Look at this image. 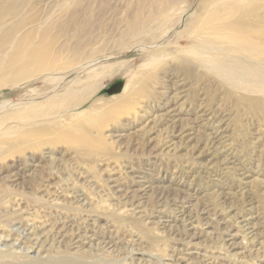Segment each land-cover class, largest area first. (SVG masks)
<instances>
[{"label":"bare ground","instance_id":"bare-ground-1","mask_svg":"<svg viewBox=\"0 0 264 264\" xmlns=\"http://www.w3.org/2000/svg\"><path fill=\"white\" fill-rule=\"evenodd\" d=\"M26 1L27 0H0V37L1 34L9 38L15 37L14 34L19 25L13 20L15 17L19 18L23 15ZM242 1L248 4V6L246 4L247 7L251 6V8L249 7L251 10L256 7L255 0H249L248 2H245V0H221V2L219 1L221 4L213 0V2H215L214 4L219 5H216L217 7L215 10L199 20V28L196 31L199 34L196 35L195 33L197 39L195 37H190L188 40V42L194 43L190 47L194 48L193 51H190L193 55L177 54L175 50L171 49V47L169 48V43L172 41H163L171 28H167L160 33H155L159 26L162 23L164 24V21H167L168 17L171 16V13L176 9L177 1L175 0H160V4L157 6H154V4L150 2L147 12L144 13L142 5L136 3L138 5L135 12L131 17L122 20L121 25L123 23L124 27L122 26V30L119 28V33L117 32V36L115 35L117 45L122 44L119 49L115 48L109 52L102 51L100 52L101 54L95 51L86 54L80 48L82 44L77 43L75 47H73V52L71 53H65L66 51H63L64 49L51 53V51L45 50L42 47L37 46V48H35L33 43H31L29 46L31 48L30 52L27 50L22 52L21 55H14V58L16 60L18 59L19 64H23V66L18 64L20 69H18V71L15 70L16 73L13 82L23 81L24 79L34 77L38 74L48 77V75L60 73V77H51L52 80L57 79L58 81L50 90L56 89L60 81L67 77V71L73 70L74 68L77 71L87 69L92 66L98 58H109L116 54L120 55L127 53L133 49H140L143 56H146L149 60V64L147 63L139 69L134 70L132 77L127 80L121 95L106 98L105 100L101 99L100 106H98L99 111L91 112L92 110H85L76 117L70 119L68 123L63 122L64 120L61 119L63 115H61V117L58 118L56 127H44L42 130L37 131L29 129L27 132L19 133L14 141L2 145L6 146V152L9 151L10 153L14 151L13 153H15L16 151L19 157L10 165L8 173L2 175L0 171V205H3V207H5L4 210L7 211V213L4 214L6 215L5 222L7 221V224L2 222V220V223H0L6 224L5 226L0 225V264H102V262H107V260L113 258V262L109 264H119V262L121 264H135L132 260V256L135 253L139 255V262L136 264H141L142 260L150 263L153 259H155L157 264H164V259H168L170 264L209 263H205L204 260H206V258L204 256H192L193 252L187 250L185 253L177 252V254H169L167 258H160L158 254L143 251L140 247L135 246L134 243L130 244L123 239H120V241L122 240L123 242L119 246L118 240H115L112 235V231H102L101 229L99 230V228L94 229L93 226H90L92 224L89 223V225L87 219L81 216H61L58 210L63 208L62 206L81 212L91 211L93 208L92 201L81 189V185L89 180L79 179L78 181H70V177L66 176L59 178V180L55 182H50L49 180L51 178L49 180L44 179V176H41L40 173L44 169L51 175H55V171L57 170L61 171V164H57L59 159L55 156V151L51 148H45L46 150L43 151V155L45 156L44 161H41L31 154L27 157L26 149L31 148L35 150L42 145L52 147L56 143L58 144L61 141H65V143H69L70 148L73 147L76 151L95 150L97 152V150H100L99 152L103 153L109 151L108 148H110V143L116 142L118 148L123 150L121 152L122 154L128 152L132 148H134L133 152H136L138 143L137 141L133 142L134 138L132 139V137H134L135 132L130 131L128 127L130 126L129 123H123L120 129H117L113 125L109 130L103 133L105 127L111 124L109 122L116 121L117 118L123 115V110L119 108L124 106L129 109L133 108L137 110V114L139 113L140 120L142 121L140 129L153 130L156 127V131H158L160 135H164L163 138L165 141L161 143L158 148H155L154 144L151 145L152 139L146 141V148L150 150L149 153L147 152L149 156L156 157L164 154L175 155L184 139H186L187 142L196 139L194 142L195 146L192 145L191 147V149H193L192 154L197 152L196 156H198L208 153L209 156L214 155V159L218 157L215 155L218 151L219 157H222V159H220L221 164L229 161L231 157H228L220 148L223 141L221 132L223 131L222 124L224 120H218L220 124L217 128H212L211 131L207 132L208 130L206 131L204 126V120H207V118L204 116H207L208 113H206V110L203 109L201 105L196 109L193 118H181V116H179L180 110L176 105L166 108L169 102L177 101V99L183 97L184 87L179 83L183 78L176 80L172 83L173 85L163 84L157 87L155 91L149 90L148 88L151 86L154 88L153 84L159 83L156 76L157 72L165 70L164 76H166L163 78L164 80L168 79V74H174V72H171V70H173L171 67L174 66L173 64L175 62L178 72H180L185 79H198L199 81L207 77L206 73H201L198 70V66L203 65L204 68L208 70L212 69L217 74H220V77L224 80L236 79L231 81L234 84L250 81L252 87H256L264 83V71L260 74V70H264V60H258V56L260 55V59H262L261 56L264 54L261 53V42L258 43L260 40H256L254 36L256 31L254 29L245 30L247 34H243L241 31V27L244 24L241 17L244 16V9H246H243ZM66 2L67 0H60V7L64 6ZM6 4L9 6L5 7ZM213 7L215 8V5H213ZM86 10H88V8ZM31 11H33V9ZM254 11L255 10H253V12ZM248 12L251 13L252 11L249 10ZM51 16V14H47L43 20L34 22V24L41 27L43 24H47ZM83 16H85V14ZM235 16H237V18L234 20L230 21L227 19L228 17ZM85 17H87V15ZM217 21L219 22L213 26L214 22ZM213 27H215V29ZM251 27L248 26L247 28L250 29ZM162 29H164V27ZM210 31L217 32L215 35L216 39L212 40L213 42L222 40V43L228 44V46H234L231 50L234 49L235 52L239 53V56H229L225 53H218L219 51H216L217 46L209 39L212 38V36L209 37L208 35ZM90 41L91 39L87 37L85 41H83V44L88 45ZM225 50L228 51L226 48ZM244 55L245 57L249 56L254 59H250L249 61L245 60L242 57ZM25 58L29 60L25 62ZM173 61L175 62L173 63ZM12 64L13 63H11V66H6L5 70H11L10 67L14 66H12ZM28 64L36 65V69L34 71L28 70ZM129 65V62L112 63L103 66L98 72L94 69H92V71L90 70L92 76L89 75L90 72H88L86 77L90 79L91 84L86 83L82 88L88 89L87 94L81 96L80 92H78L77 95H74L76 91H79V89H77L72 92L68 102L65 101L68 97H64V100L60 102H54V106L56 105L58 110L53 112L64 114L66 112L68 113L71 109L81 107L91 95L95 94L106 78L111 77L114 73L122 69H128ZM167 66H169V68ZM251 91L254 90H250V92ZM243 97L246 100L249 98L247 95ZM255 98H250L251 106L258 108L261 106L260 103L263 100L260 102L258 100L259 98ZM51 99L55 100V97ZM241 99L244 100L242 97ZM241 99L237 100L238 105L242 102ZM117 109H119V112ZM160 109L163 111H160ZM262 109L264 110V108ZM154 111H160V113L154 114ZM150 114H153V117H151L152 115ZM37 115L36 113V117ZM160 121H163L165 126L158 129L157 123ZM187 127L195 129L194 136L193 131H189L190 129H187ZM126 130L129 133H124ZM170 136L179 137L180 142L175 141ZM105 137L108 138V140H106ZM1 142L3 143V141ZM3 151L0 143V157ZM81 153L83 154L84 152ZM10 155L14 154L10 153ZM84 155H86V153H84ZM219 157L217 159H219ZM214 160L212 162H216ZM130 168L128 176L132 179V182L119 183L115 178L109 177L106 179L109 183H113L109 188H111V195H115L117 198V202L115 203L111 202L110 195L106 193L100 195V192L103 191L96 190L92 184L89 185V188L96 194L98 199L97 203L104 202L113 212H125L128 210L132 216L142 218L145 215V209L148 205L144 204L145 201L143 199L146 193L151 191V198L152 201H154L155 205H153L156 212L161 214L164 213V209L169 210L172 214L177 215L178 220L182 224L180 228L176 227V225L172 223L175 221L172 215L167 216L169 217L168 219L164 218V215H158L156 220L146 222L152 224L156 229H162L160 232L162 235H166L167 233L176 235L179 234L181 230L183 232H181L179 236L189 243L201 237V234L196 229L198 226L205 225L206 228L215 229L211 221L216 220L217 227L221 234L230 236V238L225 239L222 243V248L225 249L227 253L232 252L231 256H233V260L242 261V256H237V254L240 253V251L237 250L245 249L246 246L243 244L255 243L256 245L259 244L260 247L262 246L263 242L259 241L261 233L256 231L257 224L253 223L256 217L250 215L247 217V215L243 214V209L245 207L248 206L246 210L252 209L251 207L253 206H250V200L247 201L243 199V205L239 207V210L232 213L229 218L224 219L220 217V214L226 213L227 209V213H229V210L233 208L231 204H227L228 197L226 195L215 191L214 196L217 199L216 206L219 208L216 209L211 203L204 202L196 206V208H198L195 210L196 214L193 216L191 214L192 210L188 213L184 210L183 206L187 204L186 207H190V203L194 199L190 193H186L179 189L171 191L169 187H164L162 183H160L163 181L164 177L160 179L157 178L158 184L151 185V179H149L147 175L135 172L136 170L133 171L132 167ZM234 168L235 167L232 169ZM126 169H128V167H126ZM238 171L240 172V170ZM240 174L248 176L243 169H241ZM90 186H92V188ZM1 191H4L5 194L2 195ZM22 195L32 196L34 201L24 205V201H18L17 203L15 197H12ZM244 196L245 198H249L250 194L247 192ZM49 208L50 212L47 210ZM51 209H55V211H51ZM90 220L97 225L98 219L96 217ZM234 225L242 230L243 237L239 242L233 240L234 235H236L232 230ZM212 229H207L205 234H214ZM221 237L224 238L223 235H221ZM216 238L217 237H215V239ZM133 242H137L136 245L140 244L139 241L133 240ZM174 249L177 248L175 247ZM251 253L252 249L250 248L249 253L243 257H248V255L252 256ZM225 256L228 257V254H225ZM219 264L229 263L222 261Z\"/></svg>","mask_w":264,"mask_h":264},{"label":"rangeland","instance_id":"rangeland-1","mask_svg":"<svg viewBox=\"0 0 264 264\" xmlns=\"http://www.w3.org/2000/svg\"><path fill=\"white\" fill-rule=\"evenodd\" d=\"M175 1H177L176 9L171 13L172 15L169 16L170 18L168 17V20L164 21L165 23L159 26L157 29L158 31L156 30L155 33H160L167 28H171L163 41H172L169 43V48L171 47L177 54L193 55L190 51H193L194 48L190 47L194 43L188 42L189 38H194L195 33L196 35L199 34L196 32L199 28V20L215 10L216 7L221 4V0H214L216 2L218 1L217 3L219 4H214L215 2H213V0ZM248 1L249 0H245V2ZM255 1L256 7L252 10L250 9L251 6H249L250 8L247 7L248 4L242 1V7L246 9H244V18L241 17L244 21L241 31L243 34L246 33L245 30L247 29H254L256 31L254 36L256 40H260L258 43L261 42L260 48L263 54L264 0ZM59 2L60 0H27L23 15L19 17L20 19L15 17L13 20L19 25L17 29L18 32L16 31L14 34L15 37L9 38L4 34H1L0 37V143L2 151L4 150L0 157V171L2 175L9 172L10 165L19 157L16 151L15 153L11 151L10 153L14 155H10L9 151L6 152V146L2 145L14 141L19 133L27 132L29 129L37 131L42 130L44 127H56L58 118H60L61 115L64 116L61 118L64 120L63 122L68 123L70 119L76 117L85 110H92L91 112L99 111L98 106H100L101 99L105 100L106 98L121 95L127 80L132 77L134 70L139 69L149 62L146 56H143L140 49H133L124 54H116L113 57L98 58L92 66L82 71H77L75 68L67 71V77L60 81V84L57 85V88L54 90L50 89L56 85L58 80H52L51 77H60V73L55 75L51 74L48 75V77L38 74L34 77L24 79L23 81L13 82L14 75L16 71L20 69L19 65H21L18 62L19 60L14 58V55H21L22 52L27 50L30 52L31 48L29 46L31 43H33L35 48H37V46L42 47L45 50L51 51V53L62 49L66 51L65 53H71L73 52V47H75L77 43L82 44L80 48L86 54L94 51L100 53L102 51L109 52L115 48L119 49L122 44L117 45L115 38L120 29L122 30L124 27L123 23L121 25L122 20L131 17L135 12L138 5L136 3L142 5L144 10L143 13L147 12L150 2H152L154 6L160 4V0H67L66 4L60 7L61 4ZM213 5H215V8ZM8 6V4L5 5V7ZM87 8L88 10H86ZM32 9L33 11H31ZM248 9L252 12H248ZM253 10L255 11L253 12ZM47 14L53 16H51L47 24L45 23L41 27L34 24V22L43 20ZM84 14L85 16L87 15V17L83 16ZM237 16L228 17L227 19L231 21L236 19ZM218 22L219 21L214 22L213 26ZM246 24L252 27L249 29ZM163 27L164 29H162ZM213 28L215 29V27ZM216 34V31H210L208 33L209 37L212 36V38L209 39L217 46L216 51H219L218 53H225L229 56H239L238 52H235L234 49L231 50L234 46H228V44L222 43V40L213 42L212 40L216 39ZM87 37L91 39V41L88 45H85L83 41H85ZM195 38L197 39V37ZM225 48L228 49V51H226ZM242 57L248 61L254 59L249 56L245 57V55ZM258 57V60H264V54L261 56L262 59H260V55ZM28 60L29 59L26 58L24 59L25 62ZM9 62L13 63L12 66H14L10 67L11 70L6 71L5 67L11 66ZM121 62H129V68L122 69L114 73L111 77L106 78L102 82L101 87L94 95L89 97L84 105L71 109L68 113L66 112L64 114L53 112L58 110V107H56V105L54 106V102H60L64 100V97H68L65 100L68 102L72 92L77 89H79V91H76L74 95H77L78 92H80L81 96L87 94L88 89L82 88L86 83L91 84L90 79L86 76L88 72H90L89 75L92 76V69L98 72L100 68L105 65ZM174 62L175 61H173V63ZM175 63L173 64L174 66L171 67L173 69L171 72H174V74H168L169 76L167 77L170 80L163 79L166 76H164L165 70L157 72L156 76L159 83L153 84L154 88L151 86L148 89L155 91L157 87L163 84L173 85L172 83L176 80L183 78L179 81L182 87H184L183 97H180L177 101H173L174 103L169 102L166 108L176 105L180 110L179 116H181V118H193L196 109L201 105L202 108L206 110V113H208L207 116H204L207 118V120H204V126L206 131L208 130L207 132L211 131L212 128H217L220 124L218 120H224L222 124L223 131L221 132L223 141L220 148L228 157H231L229 161L221 164L220 159H222V157H219L218 151L215 155L218 156L219 159H217V157L214 158L215 160L213 159L214 155L209 156L208 153L198 156H196L197 152L192 154L193 149H191V147L192 145L195 146L194 142L196 139L189 142L184 139L175 155L164 154L156 157L149 156L148 153L150 150L146 148V141L152 139L151 145L154 144L155 148H158L159 145L165 141L163 138L164 135H160V133L156 131V127L153 130L140 129L142 121L140 120L139 113L137 114V110L133 108L129 109L124 106L119 108L123 110V115L117 118L116 121L109 122L111 124L105 127L103 133L109 130L113 125L117 129H120L123 123H129L130 126L128 127L130 131L135 132L134 137H132V139L134 138L133 142L137 141L138 143L136 152H133L134 148H132L128 152L122 154L121 152L123 150L118 148L116 142L110 143V148H108L109 151L103 153L99 152L100 150H97V152L95 150H78V152L73 147L70 148L69 143L61 141L58 144H54L52 147L42 145L35 150L27 148L26 155L28 157L31 154L38 160L44 161L45 156L43 155V151L46 150L45 148H51L55 151V156L59 159L57 164H61V171L57 170L55 171V175H51L44 169L40 173L41 176H44V179L49 180L51 178L49 180L50 182H55L59 180V178L66 176L70 177V181L88 179L89 181L86 180L88 182L81 185V189L92 201L93 208L91 211L81 212L62 206L63 208H60L58 213H60L61 216H81L87 219V223H91L92 225H89L93 226L94 229L99 228V230L101 229L102 231H112V235L115 240H118L119 246L123 242L122 240L120 241V239H123L130 244L134 243L135 246L140 247L143 251L158 254L160 258H167L169 254H177V252L185 253L187 250L193 252L192 256H204L206 258L204 261L205 263L209 262L208 264H219L222 261L229 264H264V110L262 109L264 108V83L256 87H252L250 81L234 84L231 81L236 79L224 80L220 77V74H217L212 69L208 70L204 68L203 65L198 66V70L201 73H206L207 77L199 81L198 79H185V77L178 72ZM21 66H23V64ZM167 67L169 68V66ZM27 69L34 71L36 65L28 64ZM263 71L264 70H260V74ZM249 89L254 91L250 92ZM244 95H247L249 98L246 100L243 97ZM51 96L55 97V100L51 99L53 98ZM241 97L244 100H242ZM255 97L259 98L258 100L260 102L263 100L260 103L261 106L258 108L251 106L250 98ZM238 99L242 100L239 105L237 104ZM119 109H117V111ZM160 111L163 110L160 109ZM160 111H154V114H158ZM36 113L38 114L37 117ZM150 115L153 117V114ZM164 126L165 123L163 121L157 123L158 129ZM188 128L189 127H187V129ZM189 131H193V136L195 135V129H190ZM124 133L129 132L126 130ZM170 137L180 142L179 137ZM105 139L108 140L106 137ZM1 141H3L4 144ZM200 145L203 146L202 144ZM81 152L86 153L88 156ZM213 160L216 162H212ZM126 167H128V169H126ZM130 167H132L133 171L136 170L135 172L147 175L149 179H151V185L158 184L157 178L160 179L164 177L163 181L160 182L164 187H169L171 191L179 189L186 193H190L194 197L190 203V207H186L187 204L183 206L184 210L188 213L192 210L191 214L193 216L196 214L195 210L198 208H196V206L204 202L211 203L216 209L219 208L216 206L217 199L214 196L215 191L226 195L228 197L227 204H231L233 208L229 210V213H227V209L226 213L220 214V217L224 219L229 218L232 213L239 210V207L243 205V199L247 201L250 200V206L253 207H251V210H246L248 206L245 207L244 209L246 211L243 209V214L247 215V217H249V215L256 217L253 223L257 224L256 231L261 233L259 241L263 242L262 246L260 247L259 244L256 245L255 243L243 244L246 248L237 250L240 251L237 256H242V261L233 260V256H231L232 252L227 253L226 250L222 248V243L225 239L230 238V236L221 234L217 227L216 220L211 221L215 229L206 228L205 225L198 226L196 229L201 234V237L189 243L179 236V234L183 232L181 230L180 233L178 231L179 234L176 235L168 233L162 235L160 233L162 229H156L152 224L146 222L156 220L158 215H164V218L167 219L169 218L167 216L172 215V217L175 218V221L172 223L176 225V227L180 228L182 224L178 220L177 215L172 214L169 210L164 209V213L161 214L156 212V209H154V201H152L151 198V191L146 193L143 199L145 201L144 204L148 205L145 209V215L142 218L132 216L128 210L125 212H113L104 202L97 203L98 199L96 194L89 188V185L92 184L96 190L103 191L100 192V195H103V193L110 195L111 202L115 203L117 202V198L115 195H111V188H109L113 183H109L106 179L109 177L115 178L119 183L132 182V179L128 176V171L131 169ZM233 167L235 168L232 169ZM240 168L246 171L248 176L241 175ZM238 170H240V172ZM90 187L92 188V186ZM247 192L250 194V199L244 196ZM1 194L3 195L5 192L1 191ZM12 197H15L17 203L18 201H24V205L34 201V198L29 195ZM4 209L5 207L0 205V223L4 222L7 224V221L5 222L6 215H4L7 211ZM47 210L50 212V208ZM51 211H55V209H51ZM91 217H96L98 219L97 225L91 222ZM6 224L0 225L5 226ZM207 229H212L215 235L205 234ZM232 230L233 233H236L233 240L239 242L243 237L242 230L238 229L235 225ZM221 235H223L224 238H222ZM215 237L217 238L215 239ZM133 240L139 241L140 244L136 245L137 242H133ZM175 247L177 249H174ZM250 248L252 249V256L248 255V257L244 258L243 256L249 253ZM225 254H228V257H226ZM132 257L133 263L136 264L139 262L138 254L135 253ZM113 259L102 262V264H109L113 262ZM169 262L168 259L163 260L164 264ZM199 263L200 262L194 264ZM119 264L121 263L119 262ZM141 264L157 263L155 259H153L150 263L142 260Z\"/></svg>","mask_w":264,"mask_h":264}]
</instances>
